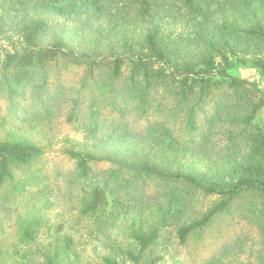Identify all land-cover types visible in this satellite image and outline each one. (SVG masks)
Masks as SVG:
<instances>
[{
    "label": "trees",
    "instance_id": "16d2710c",
    "mask_svg": "<svg viewBox=\"0 0 264 264\" xmlns=\"http://www.w3.org/2000/svg\"><path fill=\"white\" fill-rule=\"evenodd\" d=\"M0 40L9 45L0 47V85L9 90L12 82L30 79L29 72L45 76L60 61L88 66L71 98L69 121L83 87L91 100L117 95L113 83L123 66L129 68L128 108L141 116L159 96L156 110L168 109L167 119L150 122L142 137L112 129L103 138L97 135L99 110L91 103L88 137L79 149L66 150L81 190L76 215L95 232L96 243L90 240L100 253L97 264H155L163 229L173 227L183 243L213 216L228 213L244 193L262 201L251 210L263 245L255 264H264V123L254 120L264 93L229 72L249 63L264 75V0H0ZM107 63L108 79L98 82ZM171 122H180L179 135ZM214 135L223 143L211 141ZM42 151L27 138L0 139V184L12 182L14 168L30 165ZM102 162L111 167L100 177L92 165ZM149 185L154 193L143 199ZM212 196L205 209L194 207L198 197ZM130 208L128 240L121 243L111 236L112 226ZM40 217L22 220L21 245L36 247L38 264H75L80 229L59 237L58 226L43 242ZM7 262L0 256V264ZM15 262L30 264L25 254Z\"/></svg>",
    "mask_w": 264,
    "mask_h": 264
},
{
    "label": "rangeland",
    "instance_id": "374dc122",
    "mask_svg": "<svg viewBox=\"0 0 264 264\" xmlns=\"http://www.w3.org/2000/svg\"><path fill=\"white\" fill-rule=\"evenodd\" d=\"M0 47L9 49L8 42L0 40ZM64 63L60 61L57 67L50 65L45 76H40V71L29 72L26 76L30 79L12 82L13 90L0 85V139L27 138L43 150L30 165L14 168L12 182L0 184V256L7 258V264H13L18 254L28 255L30 264H38L36 247L21 245L18 239V230L27 216H41L38 240L43 242L54 237V230L58 226L59 237L66 232L75 234L80 229V234L75 236V264H97L99 261L100 253L93 249L96 235L92 230L90 233V221L79 220L76 215L81 190L74 180L75 161L66 153L67 149H79L85 137H88L91 103L99 110L97 135L103 138L112 129L127 130L129 137H142L150 122L167 119V108L156 110V104L161 99L159 96L151 99V106L141 116L135 114L133 107L128 108L124 91L129 68L123 66L121 75L113 83L117 95L108 94L101 98L98 95L91 100L88 88L83 87L77 100L78 109L73 119L67 120L73 108L71 98L78 95L88 66ZM229 72L254 81L264 93V75L257 67L249 63H237ZM108 73L107 63L97 77L98 82L108 79ZM247 89L253 95L260 96L249 83ZM90 90L95 94L98 88L92 87ZM109 95L110 99H105ZM210 104H207V109ZM254 120L264 123V105ZM201 122L202 115L198 113L197 124ZM114 123H118L117 126ZM170 125L179 135L177 126L181 125L180 122H171ZM218 138L223 143L221 135L212 136L211 141L220 145L221 142L215 140ZM110 167L111 164L107 162L92 165L100 177L108 174ZM154 189L153 185L146 186L140 196L148 199ZM119 194L124 197L122 188ZM214 199V196L198 197L193 205L196 209H205ZM123 200L126 202L127 199ZM261 203L258 197L244 193L228 213L213 216L205 227L192 232L183 243H179L173 227L163 229L154 253L160 259L155 264H255L257 253L263 245L251 209L261 207ZM133 211V208L126 210L120 216L121 221L112 226L111 236L121 243L128 240L125 225ZM15 251L17 254H13Z\"/></svg>",
    "mask_w": 264,
    "mask_h": 264
}]
</instances>
